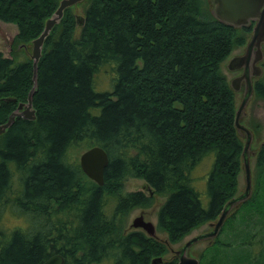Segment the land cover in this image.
<instances>
[{
  "label": "trees",
  "instance_id": "16d2710c",
  "mask_svg": "<svg viewBox=\"0 0 264 264\" xmlns=\"http://www.w3.org/2000/svg\"><path fill=\"white\" fill-rule=\"evenodd\" d=\"M60 1L0 0V20L18 29L12 56L0 51V124L31 90L36 114L17 116L0 134V264H42L56 253L64 264H151L169 249L129 229L133 209L166 196L157 229L173 244L217 220L239 191L243 142L222 64L246 44L252 24L221 22L208 0H85L82 26L68 7L46 36L34 86L33 60L14 52L41 35ZM102 69L113 73L112 88L97 91ZM256 87L264 100V76ZM83 142L108 153L102 185L69 156ZM210 153L204 207L192 176ZM257 170L251 196L198 252L199 264H264L263 154ZM127 178L151 191L126 192ZM7 209L27 225L7 226Z\"/></svg>",
  "mask_w": 264,
  "mask_h": 264
},
{
  "label": "water",
  "instance_id": "95a60500",
  "mask_svg": "<svg viewBox=\"0 0 264 264\" xmlns=\"http://www.w3.org/2000/svg\"><path fill=\"white\" fill-rule=\"evenodd\" d=\"M83 1L85 0H61L54 15L46 21L44 31L39 37L32 40L30 57L33 59L34 81H36L37 63L42 56V48L46 36L50 33L53 26L62 19L66 8ZM208 1L211 13L225 24L240 28L242 26H249L252 22H254L251 35L245 44L244 52L242 54L232 55L226 63L227 68L230 71L243 69V73L239 78L237 77L230 81L232 89H238L235 85V81L240 79L246 81L245 95L237 108L234 118V125L237 133L239 134V132H244L246 134V141L242 150V173L244 171L245 187L240 194L232 197L224 204L217 220L209 222V225L212 226L211 230L192 237L183 246H181L180 249L175 251V254L172 257H176L178 259L177 264H199V259L189 254L190 247L203 240H206L207 243L210 244L220 233L221 228L229 214L241 203L246 201L252 192L250 146L253 134L249 128L241 123V115L250 96L253 94V78L260 77L263 74V68L259 63L264 58V0ZM75 16L77 26H82L85 21L84 16L80 14H76ZM33 91L34 90H31L29 93L27 101L20 102L18 104L17 108L10 114L7 122L0 124V134H3L7 130L17 116L25 119L36 118L35 109L33 108L32 103ZM108 163V153L99 145H94L83 151L79 158L80 167L83 169L85 174L99 185L104 183V171ZM132 226L135 229L145 231L150 237L159 239L156 233V225L153 222L146 220L143 213L134 218ZM161 241L167 245L169 250H171L172 247L168 238ZM166 259V257L157 256L151 260V264H159ZM64 263L65 257L62 254L57 253L47 258L42 264Z\"/></svg>",
  "mask_w": 264,
  "mask_h": 264
},
{
  "label": "rangeland",
  "instance_id": "374dc122",
  "mask_svg": "<svg viewBox=\"0 0 264 264\" xmlns=\"http://www.w3.org/2000/svg\"><path fill=\"white\" fill-rule=\"evenodd\" d=\"M83 9H84V4L82 5V3L76 4L73 7V10L75 11V13L80 14V15H83ZM17 32H18V29L14 23H8V22L0 20V51L5 56H8V57L12 56L11 50H12L13 39L16 36ZM31 49H32V45L28 47V51L31 52ZM263 50H264V47H263ZM243 52H244V46L240 48L239 47L235 48L232 54L237 55V54H242ZM14 54H16L17 61L25 60L27 58V53L24 50H16ZM226 63H227V60L224 61L222 64V72L225 75V77L229 79L233 75V73L229 72L230 70L227 68ZM108 67H110L113 70L114 64L109 65ZM113 71L115 72V69ZM262 75H264V72ZM112 77H113V73L111 71L102 69L97 74V77H96V85H95L96 90L103 91V90L112 88V85H111ZM114 77H116V72L114 73ZM254 78H257V77H254ZM251 111L253 113L252 115L253 118L251 121L254 124V127H259V129L256 130V132H258L257 135L259 136V138L260 137L264 138V107H262V101L260 99H255V104L252 105ZM254 112H255V115H254ZM255 117H257V119ZM88 147L89 145H87L86 142L71 146L69 150L70 158L73 161H79L80 154ZM213 162H214V153H210L206 155L202 159V161L193 170L194 171L193 176H192L193 185L199 192L200 199L204 207H207L208 205L207 181H208L209 174L213 167ZM256 173L257 174L261 173V171L257 170ZM262 174L263 173H261L259 176H262ZM124 184H125L124 189L126 192L133 191V190H143L149 193V190H150V187L147 185L145 180L141 178H127L124 181ZM244 187H245V176L243 172L239 178V193L243 191ZM165 199H166V196L157 195L155 204L152 207L133 209L129 213L127 220H126L127 225L129 226V229L134 228L132 226V222L134 218L139 216L141 213L144 214V217L146 220H149L156 225L157 224V213H158L159 207L164 202ZM26 221L28 223L29 221L28 217H26ZM26 221L24 220L23 215L20 212H18L16 209H13V210L7 209L5 211V222L7 226L9 227H12L15 225L26 226L27 225ZM211 229H212V226H210L209 223L201 224L200 226L195 228L190 234L186 235L180 242L171 244L172 248L171 250H169V254L166 256V258L170 259L172 256H174L175 251L180 249L181 246H183L192 237L198 234L207 232ZM156 233L160 240H165L167 238L166 233L158 230L157 228H156ZM223 237L226 238V236L224 235ZM206 245H207L206 240L195 243L193 246L190 247L189 254L191 256L197 257L198 252L201 249H203Z\"/></svg>",
  "mask_w": 264,
  "mask_h": 264
},
{
  "label": "flooded vegetation",
  "instance_id": "af4514ba",
  "mask_svg": "<svg viewBox=\"0 0 264 264\" xmlns=\"http://www.w3.org/2000/svg\"><path fill=\"white\" fill-rule=\"evenodd\" d=\"M262 68L264 69V60L260 61L259 63ZM229 71V70H228ZM230 73H233V75L228 79V81L230 82L231 80H233L234 78H239L241 76V74L243 73V69H238V70H234V71H229ZM260 77L254 78L253 80V94L252 96H250L243 112L241 115V123L244 124L247 128H249L253 134V139H252V143H251V177H252V191L255 185L254 182V178L257 175V160L260 157V154L264 155V138H259V136L257 135L258 132H256L257 129H259V127H254V124L252 123V118H253V113L251 111V107L252 105L255 104V99H260L262 101V107H264V100L262 98H259V96L256 95V82ZM235 85L238 87V89H234V93H235V102H236V106L238 108V106L240 105V103L242 102L244 95H245V89H246V81L243 79H240L238 81H235ZM257 112V110H256ZM255 115V112H254ZM257 119V117H255ZM239 138L241 139L242 142L246 141V134L244 132H239ZM254 142V143H253ZM254 162V163H253ZM245 176V174H244ZM252 194V192H251Z\"/></svg>",
  "mask_w": 264,
  "mask_h": 264
},
{
  "label": "bare ground",
  "instance_id": "6f19581e",
  "mask_svg": "<svg viewBox=\"0 0 264 264\" xmlns=\"http://www.w3.org/2000/svg\"><path fill=\"white\" fill-rule=\"evenodd\" d=\"M35 84H36V81H34V86H35ZM27 101V100H26ZM256 160H257V158H256ZM257 164V163H256ZM83 170V169H82ZM85 173V172H84Z\"/></svg>",
  "mask_w": 264,
  "mask_h": 264
}]
</instances>
